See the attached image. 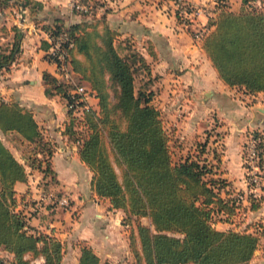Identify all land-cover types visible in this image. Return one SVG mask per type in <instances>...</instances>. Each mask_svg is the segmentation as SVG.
<instances>
[{
    "label": "trees",
    "instance_id": "16d2710c",
    "mask_svg": "<svg viewBox=\"0 0 264 264\" xmlns=\"http://www.w3.org/2000/svg\"><path fill=\"white\" fill-rule=\"evenodd\" d=\"M27 2L32 8L41 5ZM181 3L192 11L191 1ZM213 10L202 46L220 77L245 93L264 92V9L244 0L242 8L235 11L227 0H218ZM176 15L183 22L180 8ZM190 19L193 17L185 19L187 25ZM61 30L68 31L73 41L69 55L76 79L96 92L99 104L98 109L91 105L82 112L68 108L66 133L81 144L79 154L93 171L92 187L125 212L123 221L131 226L130 245L136 263L250 264L264 240V221H257L254 231L216 227V215L235 213L240 206L238 198L222 196L227 181L215 176L201 156L174 159L172 137L162 111L152 103L153 91L146 81L137 86L140 74L145 77L150 73V65L134 43L120 39L105 14L49 28L50 35ZM50 44L48 41L46 49ZM14 51L15 47L1 54L0 66L8 67ZM44 79L48 95L70 100L72 82L49 72L44 73ZM0 127L17 130L35 143L31 164L43 170L45 178L50 176L42 181L44 187L60 192L53 184L49 160L36 155L40 148L52 153V147L33 112L18 103L1 101ZM253 135L260 138L257 148L264 168V133L256 130ZM201 145L204 152L205 144ZM27 180L25 166L0 139V247L12 254L0 258V264H31L36 256L44 257L42 264H61L63 240L33 227L19 208L15 183ZM249 198L254 208L263 199ZM144 217L147 223L142 221ZM80 244L78 264H101L90 245Z\"/></svg>",
    "mask_w": 264,
    "mask_h": 264
},
{
    "label": "crops",
    "instance_id": "0c3cea01",
    "mask_svg": "<svg viewBox=\"0 0 264 264\" xmlns=\"http://www.w3.org/2000/svg\"><path fill=\"white\" fill-rule=\"evenodd\" d=\"M31 1L41 5L34 4L32 8L27 0H0V61L2 53L15 47L8 67L0 66V102H15L33 112L52 147L49 154L40 148V158L49 160L53 184L70 198V204L37 205L30 200V195L37 198L42 181L50 178H45L43 170L31 164L35 143L17 130L5 131L1 127L0 139L28 172L27 181L15 183L19 208L27 213L33 227L63 240L61 264H78L80 242L95 250L101 264H137V261L130 245L131 226L123 221L125 212L113 207L108 197L99 195L92 187L93 171L79 154L81 144L66 133L67 99L47 93L44 73L58 75L56 65L47 57L46 45L49 28L59 23L68 26L105 14L109 25L119 32L118 37L130 39L150 65L145 78L154 93L152 103L162 111L171 134L175 160L199 155L209 162L215 176L227 181L222 196L236 197L239 192H247L245 144L254 131L264 133V112L259 108L264 105L260 100L264 92L245 93L220 77L202 46V38L194 36L197 30L208 29L209 15L201 13L187 25L179 21L171 0H103L104 10L92 16L74 10L73 0ZM227 4L235 11L244 5L241 0H227ZM211 6L215 7V1ZM90 102L99 108L97 97ZM201 143L205 144L204 152L200 150ZM261 197L257 208L249 197L238 199L240 206L235 213L216 215V227L254 231L255 223L264 221V186L258 198ZM260 247L250 264H264V248ZM43 261V256H36L31 264Z\"/></svg>",
    "mask_w": 264,
    "mask_h": 264
},
{
    "label": "built area",
    "instance_id": "2783aa9c",
    "mask_svg": "<svg viewBox=\"0 0 264 264\" xmlns=\"http://www.w3.org/2000/svg\"><path fill=\"white\" fill-rule=\"evenodd\" d=\"M181 2L182 0H178V2L175 1L176 9L180 8V14L184 18L182 23H186L185 19L187 17H197L201 13L211 15L214 12L213 8L209 9V11H205L203 5L196 4L194 2H191L192 11L188 12L186 8H183ZM72 8L80 13L92 16L100 10H104L105 3L96 2L94 0H73ZM207 30L208 29L197 30L194 33L195 38L201 39ZM49 41L51 44L46 53L48 59L56 65L58 78L65 79L73 83V87L70 90V100L67 101L68 108H73L75 111L82 112L84 107L92 105L90 99L97 96L96 92L88 84L80 83L76 79V73L72 69L69 55V47L73 45L72 38L68 31L61 30L54 35H50ZM259 139L260 138H256L252 133L245 144L244 164L247 171L249 188L245 193L239 192L236 194V197L239 200L247 198L249 195L260 197L262 194L264 186V168L260 162L259 150L257 148ZM36 155L40 157L41 153L38 152ZM29 199L36 201L37 205L42 202L59 205L70 204V198L67 195L60 194L56 189L52 187L46 188L43 185H41L38 191L37 198L35 199L30 195ZM34 210H37L36 205L34 206Z\"/></svg>",
    "mask_w": 264,
    "mask_h": 264
},
{
    "label": "rangeland",
    "instance_id": "374dc122",
    "mask_svg": "<svg viewBox=\"0 0 264 264\" xmlns=\"http://www.w3.org/2000/svg\"><path fill=\"white\" fill-rule=\"evenodd\" d=\"M81 1H90V0H81ZM94 1H96V2H103V0H94ZM165 1H168V0H165ZM171 1H172V2H171V3H172L171 6L173 7L174 11L176 12V3H175L174 0H171ZM213 1H215V0H212V2H209V3L201 4V5L204 6L205 11H209V9H212V8L214 9V7L211 6V4L213 3ZM217 1H218V0H216L215 5H216ZM237 1H238V0H237ZM248 2L257 5L259 8H263V9H264V0H248ZM168 3H169V2H168ZM241 3H242V5H243L244 0H241ZM233 4H235V3H233ZM193 17H194V16H193ZM194 18H196V17H194ZM194 18H193V19H194ZM193 19H190L189 21H193ZM140 75H141V78H139V77H140V76H139V77H138V82H137V86H138V87H140V86L142 85V83H145V81L148 82V80H146V78H145L142 74H140ZM147 87L149 88V85H147ZM260 100L264 101V97H261ZM162 116H163V115H162ZM78 122H79V121H78ZM78 124H79V123H78ZM165 125H166V124H165ZM83 129H84V130H81V131L85 132V129H86V128L83 127ZM29 152L31 153L30 150H29ZM32 154H33V153H32ZM31 157L33 158V157H35V156L31 155ZM174 159H175V157H174ZM49 204H50V203H49ZM142 221L147 223V222H148V218L144 217V218H142ZM261 248H264V240H262V242H261V247H260V249H261ZM8 257H9V254L7 253V251L3 250L2 247H0V258H8Z\"/></svg>",
    "mask_w": 264,
    "mask_h": 264
},
{
    "label": "water",
    "instance_id": "95a60500",
    "mask_svg": "<svg viewBox=\"0 0 264 264\" xmlns=\"http://www.w3.org/2000/svg\"><path fill=\"white\" fill-rule=\"evenodd\" d=\"M262 112H264V105L259 107Z\"/></svg>",
    "mask_w": 264,
    "mask_h": 264
}]
</instances>
